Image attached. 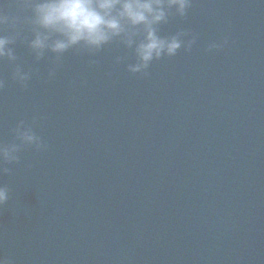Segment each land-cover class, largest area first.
<instances>
[{"label": "water", "instance_id": "95a60500", "mask_svg": "<svg viewBox=\"0 0 264 264\" xmlns=\"http://www.w3.org/2000/svg\"><path fill=\"white\" fill-rule=\"evenodd\" d=\"M19 16L26 87L0 60V143L25 146L0 183V256L11 264H264V3L193 0L161 35L197 34L190 52L133 74L118 41L36 61ZM9 25L0 34L11 35ZM228 43L208 50L213 42ZM117 57H127L117 63ZM55 68L54 78H48Z\"/></svg>", "mask_w": 264, "mask_h": 264}, {"label": "clouds", "instance_id": "9594fccd", "mask_svg": "<svg viewBox=\"0 0 264 264\" xmlns=\"http://www.w3.org/2000/svg\"><path fill=\"white\" fill-rule=\"evenodd\" d=\"M264 3V0H261ZM25 7L31 8V16L26 23L31 27V38L26 40L36 61L46 53L54 54L57 62L70 49L98 52L113 41H118L130 51L134 62L127 64V70L133 74L147 75V69L153 61L164 57H174L181 48L190 52L196 43L197 34L180 29L174 34L161 35L160 26L166 24L172 16L186 17L193 0H22ZM4 0H0V26L9 25L11 35L0 34V60L15 65L12 79L26 87L32 77V70H25L13 45L21 39L16 30L19 16L5 12ZM228 43L213 42L208 50L219 49ZM127 57H117L121 63ZM55 68L48 72V78H54ZM5 87L0 78V90ZM11 143H0V165L4 162L15 163L25 146H34L37 151L47 148L33 128L21 120L14 130ZM9 170L0 166V175ZM9 189L0 183V207L9 200ZM0 264H11L8 258L0 256Z\"/></svg>", "mask_w": 264, "mask_h": 264}]
</instances>
